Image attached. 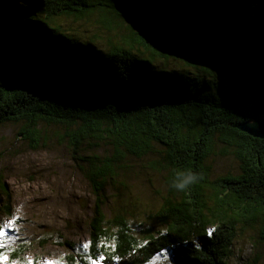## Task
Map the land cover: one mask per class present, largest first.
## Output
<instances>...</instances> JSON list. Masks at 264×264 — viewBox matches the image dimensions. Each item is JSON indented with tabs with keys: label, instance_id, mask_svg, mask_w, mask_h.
<instances>
[{
	"label": "trees",
	"instance_id": "16d2710c",
	"mask_svg": "<svg viewBox=\"0 0 264 264\" xmlns=\"http://www.w3.org/2000/svg\"><path fill=\"white\" fill-rule=\"evenodd\" d=\"M256 118L264 0H0V126L34 150L60 139L94 196L88 253L60 241L65 264H230L238 238L263 258L264 139L238 128ZM218 156L237 167L216 173ZM137 163L165 173L155 212ZM189 170L197 183L170 186ZM0 192L10 216L1 176Z\"/></svg>",
	"mask_w": 264,
	"mask_h": 264
},
{
	"label": "rangeland",
	"instance_id": "374dc122",
	"mask_svg": "<svg viewBox=\"0 0 264 264\" xmlns=\"http://www.w3.org/2000/svg\"><path fill=\"white\" fill-rule=\"evenodd\" d=\"M71 25L81 32L89 29L85 24ZM17 133L18 127L12 123L0 126V176L10 196L12 209L10 216L0 209V227L5 233L0 236V251L6 253L1 256L0 264H65L71 251L60 246L62 241L72 242L79 250L88 253V248L83 245H90L87 223L94 196L67 153L66 144L58 141L60 139L53 137L44 147L34 150ZM218 158L211 164L216 173H220L222 168L237 167L231 159ZM134 167L136 177L142 178V195L136 200L142 208L155 212L161 205L164 192L160 175L165 173L157 174L147 165L140 167L139 163ZM145 178L160 190L155 198L149 199L155 189L149 186L148 191L143 187ZM1 195L0 192V197H3ZM137 224V221L132 222L133 229ZM45 240L46 245L36 246ZM19 246L25 247V253L19 259L10 258V253ZM235 246L236 255L230 264H264V257L255 262L257 253L248 239L238 238ZM150 264L175 263L164 254Z\"/></svg>",
	"mask_w": 264,
	"mask_h": 264
},
{
	"label": "clouds",
	"instance_id": "9594fccd",
	"mask_svg": "<svg viewBox=\"0 0 264 264\" xmlns=\"http://www.w3.org/2000/svg\"><path fill=\"white\" fill-rule=\"evenodd\" d=\"M199 179V175L190 170L187 172H178L176 174V178L171 182L170 186L178 192H183L189 186L197 183Z\"/></svg>",
	"mask_w": 264,
	"mask_h": 264
},
{
	"label": "water",
	"instance_id": "95a60500",
	"mask_svg": "<svg viewBox=\"0 0 264 264\" xmlns=\"http://www.w3.org/2000/svg\"><path fill=\"white\" fill-rule=\"evenodd\" d=\"M238 128L254 138L264 139V118H256L252 123H242Z\"/></svg>",
	"mask_w": 264,
	"mask_h": 264
},
{
	"label": "snow or ice",
	"instance_id": "6c2138e0",
	"mask_svg": "<svg viewBox=\"0 0 264 264\" xmlns=\"http://www.w3.org/2000/svg\"><path fill=\"white\" fill-rule=\"evenodd\" d=\"M4 235H5V233H4L3 229L0 228V236H4ZM209 235H211V233H209ZM89 246H90V245H89L88 243H86V244L83 245V247H84L85 249H87ZM0 258H2V257H0ZM100 259L102 260L103 257H100ZM48 264H54V262H48ZM91 264H97V261H96V260H92V261H91Z\"/></svg>",
	"mask_w": 264,
	"mask_h": 264
}]
</instances>
